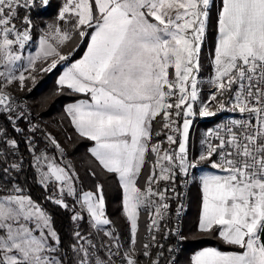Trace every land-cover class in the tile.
Instances as JSON below:
<instances>
[{"label": "snow or ice", "instance_id": "6c2138e0", "mask_svg": "<svg viewBox=\"0 0 264 264\" xmlns=\"http://www.w3.org/2000/svg\"><path fill=\"white\" fill-rule=\"evenodd\" d=\"M49 6L0 0V264H174L162 243L172 201L179 217L178 185L201 169L198 231L226 248H204L191 264H264V0H61L41 29L34 14ZM54 71V94L74 98L63 140L34 122L22 96ZM222 113L232 116L193 152V121ZM74 136L90 142V188L69 151ZM28 170L39 199L21 179ZM101 174L120 188L126 234L108 214ZM49 204L70 214V232Z\"/></svg>", "mask_w": 264, "mask_h": 264}, {"label": "trees", "instance_id": "16d2710c", "mask_svg": "<svg viewBox=\"0 0 264 264\" xmlns=\"http://www.w3.org/2000/svg\"><path fill=\"white\" fill-rule=\"evenodd\" d=\"M56 0H53L50 3V6L41 11L39 15L35 16H45L46 14H52L51 16H56V12L58 10V5H56ZM217 6H219L220 0H215ZM211 20V29L209 33V39L206 42V47L204 49V59L202 63H207L208 53L212 50L213 43L215 38L217 37V29L214 26V23L217 22V10L214 9ZM83 47L76 53V58L83 54ZM210 68H205L201 75L207 74L209 75ZM59 72L54 71L52 73H43L37 77V80L34 85L31 86L30 92H25V94L29 101L31 108L33 109L35 115L39 118H42L46 122V127L48 130L53 131L54 133L60 134V138L63 140L62 130L67 127L66 121L63 119V108L64 106L71 102L74 98L61 94H54L57 88V77ZM0 123H4L2 119H0ZM26 122L21 123L20 127L24 128ZM9 133L13 136H16L20 141V151L19 154L25 159H29L27 152L25 150V137H21L20 134L15 133L11 128L8 129ZM27 131V129H26ZM71 131V129H69ZM75 143L70 144L69 151L75 152V158L77 160L78 167L81 170V174L84 178V184L86 188H90L94 182L93 178L84 175V169L87 167L86 158H85V149L86 146L89 145L90 142L86 140H81L78 137H73ZM21 179H26L31 187L32 193L36 198L42 197V192L39 187H37L32 179V171L28 170L26 177H22ZM100 180L105 183L106 186V199H107V211L109 216L115 221V224L118 228L121 229L122 232L127 230V223L123 214L121 212V191L116 183L115 178H107L103 174L100 176ZM180 184L178 185V188ZM177 188V189H178ZM193 189V187H192ZM200 193V192H199ZM191 199H192V191H191ZM49 210L53 213L56 219V225L61 230L62 233H68L71 231L72 224L69 219V213L63 211L51 204L48 205ZM198 210L194 207L189 206L185 228H184V240L182 243V247L179 252L178 263L177 264H191V258L193 254L201 247L205 245H217L221 248H226V246L222 245L221 242L217 239L214 234H209L207 236H198L191 235L194 229L197 227L194 224V220L197 218ZM189 222V231L187 230L186 222ZM142 222H143V214H142ZM171 226V225H170ZM143 230V228L141 229ZM167 239L162 240V243H165L166 247H169V243L171 240V233L166 234Z\"/></svg>", "mask_w": 264, "mask_h": 264}, {"label": "built area", "instance_id": "2783aa9c", "mask_svg": "<svg viewBox=\"0 0 264 264\" xmlns=\"http://www.w3.org/2000/svg\"><path fill=\"white\" fill-rule=\"evenodd\" d=\"M51 2H52V0H50V3ZM35 17L36 16L34 15V18ZM22 96L24 97L25 102L28 105H30V101H29L28 97L25 94H22ZM29 111L31 112V114L33 116H36L31 107H30ZM231 116H232V114L222 113V114H218L215 117L203 118L205 121L209 122V126H208L206 132L208 130L214 128L219 123L227 122V120L229 118H231ZM34 122L39 123L42 128H47L46 122L42 118L38 117V119H36ZM192 149L194 152V136H193ZM194 174H195V170H193L192 176L187 178L188 183L187 184L180 183V187L177 189L178 191H180L182 193V199H181L180 203H182V205H183L179 217L176 216V212H175L176 208L178 207V204L175 200L172 201V212L170 215V223L168 224V227L172 229V232H171V240H170L168 248L174 249V257H173L174 264L178 263L179 252H180V249L182 247V243H183V240L185 237V234H184L185 220H186V216H187V212H188V208H189L190 195H191V189H192Z\"/></svg>", "mask_w": 264, "mask_h": 264}, {"label": "crops", "instance_id": "0c3cea01", "mask_svg": "<svg viewBox=\"0 0 264 264\" xmlns=\"http://www.w3.org/2000/svg\"><path fill=\"white\" fill-rule=\"evenodd\" d=\"M53 1V0H52ZM56 5H60L61 3V0H56ZM50 13V12H49ZM46 14L45 16H42V17H39V16H36L34 18L35 20V23L37 25L40 26V28L42 29L46 24L48 23H51L53 20H55L56 16H51L52 14ZM218 35V33H217ZM80 57V56H79ZM78 57V58H79ZM205 68H210L209 72L211 71V67H210V62L207 64L205 63L204 64V68L202 70V72L205 70ZM59 75V74H58ZM207 74H203V75H200V78L201 77H204L205 79L209 77L210 73L208 76H206ZM207 171V169H201V170H198V173H197V178L195 180V183H196V187H194L195 189V192L193 193L192 195V199H191V195H190V202H189V206H191L192 208L194 207L195 209L198 210V215H197V218L194 220V224H196V228L194 229V231L192 232L191 235H198V236H207L209 234H204V233H201L198 231V219H199V215H200V211H201V191H200V187H199V177L201 175L204 174V172ZM195 174H196V171H195ZM193 183H194V179H193ZM192 187H193V184H192ZM192 191V189H191ZM200 192V193H199ZM189 209V208H188ZM186 221V220H185ZM187 224V230L189 231V222L187 221L186 222ZM207 247H219L217 245H213V244H210V245H205L201 248H199L193 255H195L197 252L203 250L204 248H207ZM221 248V247H220Z\"/></svg>", "mask_w": 264, "mask_h": 264}, {"label": "rangeland", "instance_id": "374dc122", "mask_svg": "<svg viewBox=\"0 0 264 264\" xmlns=\"http://www.w3.org/2000/svg\"><path fill=\"white\" fill-rule=\"evenodd\" d=\"M214 26L217 29V22L214 23ZM209 62H210V60L208 58L207 64ZM200 79L205 82V84H204V93H207L208 87H207L206 82L209 79V77L206 78V79L204 77H201ZM203 118L204 117H198L197 119H195L193 121L192 129H191V132H190L191 147L193 145V136H194V152L200 148V141L203 139V137H204V135L206 133V130H207L208 126H209V122L205 121ZM195 171H196V174H194V178H193L194 179L193 189H192L193 193L195 192V189H194V187H196L195 180L197 178V173H198V170H195ZM193 193H192V195H193Z\"/></svg>", "mask_w": 264, "mask_h": 264}]
</instances>
